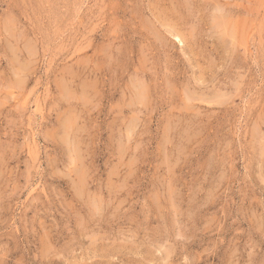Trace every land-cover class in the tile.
Segmentation results:
<instances>
[{
	"label": "rangeland",
	"instance_id": "1",
	"mask_svg": "<svg viewBox=\"0 0 264 264\" xmlns=\"http://www.w3.org/2000/svg\"><path fill=\"white\" fill-rule=\"evenodd\" d=\"M0 264H264V0H0Z\"/></svg>",
	"mask_w": 264,
	"mask_h": 264
},
{
	"label": "bare ground",
	"instance_id": "2",
	"mask_svg": "<svg viewBox=\"0 0 264 264\" xmlns=\"http://www.w3.org/2000/svg\"><path fill=\"white\" fill-rule=\"evenodd\" d=\"M172 33V32H171ZM140 82V81H139ZM44 253V252H43Z\"/></svg>",
	"mask_w": 264,
	"mask_h": 264
}]
</instances>
